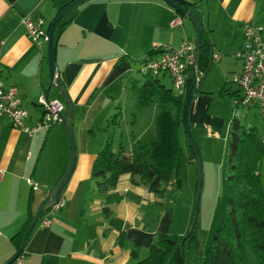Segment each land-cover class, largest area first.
I'll list each match as a JSON object with an SVG mask.
<instances>
[{
	"label": "crops",
	"instance_id": "0c3cea01",
	"mask_svg": "<svg viewBox=\"0 0 264 264\" xmlns=\"http://www.w3.org/2000/svg\"><path fill=\"white\" fill-rule=\"evenodd\" d=\"M70 1L0 0L1 79L4 85L18 88L29 110V125L40 115L37 98L58 99L60 92L55 84L48 88L47 41L33 40L21 19L26 14L40 16L48 29L59 9ZM174 1L192 5L191 11L207 30L211 43V65L191 100L188 121L198 144L208 151L211 143L213 152H220L218 158L203 159L209 174L217 162L220 175L234 103L229 94L219 90L222 86L235 88L232 80L240 70V61L233 52L242 43L244 23H264V0ZM72 11V20L55 45L57 78L72 103L75 143L73 169L61 193L65 205L46 212L49 225L35 226L24 253L11 264H132L136 261L133 249L137 259L146 257L157 233L182 236L193 216L192 200L179 198L181 185L175 189L172 181L159 198L145 185L131 183L130 174L124 173L112 189L121 199L110 201L97 192L90 171L109 131L113 146L121 144L126 152L134 140L154 138V106L136 112L134 123H130L134 110L131 84L139 78L138 69L150 49L163 44L195 46L194 24L164 0H89ZM177 15L181 24L171 25ZM157 77L172 87L167 74ZM246 117L264 137V118L257 109H247ZM91 128L92 135L88 133ZM181 135L183 130L178 133L179 143ZM68 156L64 123L28 136L0 117V264L15 250L10 238L27 218L28 195L32 194L30 208L35 214L63 174ZM27 178L37 187L32 188ZM260 178L264 184V155ZM120 232L125 237L123 245L117 241ZM167 263L175 261L169 257Z\"/></svg>",
	"mask_w": 264,
	"mask_h": 264
},
{
	"label": "trees",
	"instance_id": "16d2710c",
	"mask_svg": "<svg viewBox=\"0 0 264 264\" xmlns=\"http://www.w3.org/2000/svg\"><path fill=\"white\" fill-rule=\"evenodd\" d=\"M185 7L192 10V5ZM262 11L264 14V5ZM71 12L64 15L57 24L54 31L55 43L62 30L71 22ZM160 51L158 47L150 49L144 54L142 62ZM211 59L208 32L201 25L197 70L199 75L208 71ZM193 73L194 68L191 66L186 72V88L192 82ZM57 82L63 85L60 78H57ZM130 89L134 97L133 118L130 123H134L136 112L154 106L155 136L149 141L134 140L130 151L126 152L121 144L113 146L109 131L103 148L92 162L90 177L95 182L97 192L110 201L121 199L112 189L119 176L124 173L130 174L131 183L145 185L159 198L164 197L165 185L170 181L175 189L181 185L174 175L183 154L178 133L182 130L181 116L185 94L178 96L172 87H166L158 77L151 74L140 75L133 80ZM198 91L197 89L196 92ZM219 93H227L232 98L237 96L235 88L229 90L224 86ZM88 133L92 135L94 130L91 128ZM263 139L255 124L247 121L246 110L240 104L234 103L221 164L225 181V209L211 235L210 243L201 250L199 257L198 226L195 225L183 243L182 256L179 249L182 236L159 232L146 257L137 259L136 250L131 251L136 260L132 264H165L169 257L174 259L175 264H185V259L189 264H264V185L260 178L261 159L264 155ZM191 159H194L193 153ZM31 201L30 193L27 200V218L10 238L15 248L35 215L31 212ZM50 209L47 208L44 213ZM124 238L123 232H120L117 238L120 245L124 244ZM23 253L24 251L18 257Z\"/></svg>",
	"mask_w": 264,
	"mask_h": 264
},
{
	"label": "built area",
	"instance_id": "2783aa9c",
	"mask_svg": "<svg viewBox=\"0 0 264 264\" xmlns=\"http://www.w3.org/2000/svg\"><path fill=\"white\" fill-rule=\"evenodd\" d=\"M33 40L47 41L48 29L42 17L31 18L26 14L21 19ZM181 16L177 15L170 20L171 25H180ZM242 43L233 52L236 59L240 61V70L232 80L237 96L233 97V103L240 104L245 110L256 108L261 117L264 118V23L251 20L244 23L242 27ZM161 50L157 56L143 61L138 69L140 75L151 74L157 77L167 74L172 83V88L178 96L186 92L187 69L195 65V46L182 44L178 47L159 45ZM40 115L33 125L27 123L29 110L23 105L18 88L13 85H4L1 79L0 64V117L7 118L13 128L32 136L41 129H48L65 121V103L59 99H50L40 95L35 101ZM264 141V139H263ZM32 188L37 184L27 178ZM65 205V199L60 195L57 202L50 210H56ZM43 228L49 225L46 213H43L37 224Z\"/></svg>",
	"mask_w": 264,
	"mask_h": 264
},
{
	"label": "water",
	"instance_id": "95a60500",
	"mask_svg": "<svg viewBox=\"0 0 264 264\" xmlns=\"http://www.w3.org/2000/svg\"><path fill=\"white\" fill-rule=\"evenodd\" d=\"M89 0H71L67 4H65L56 14V16L53 18V20L50 22L48 26V33H47V52H48V63H49V73H50V81L48 84V88L55 84L59 88V92L62 95L63 101L65 103V128L67 133V138L69 142V156L67 165L65 167V170L61 177L58 179V181L54 184V186L49 190L48 196L45 199L44 203L40 206V208L35 213L32 221L28 225L19 245L15 248L13 253L1 264H11L15 260H17L20 253L23 251L25 244L28 240L29 235L31 234L32 230L35 228L40 216L45 212V210L52 205H54L57 200L59 199L62 190L64 186L66 185L70 175L71 171L73 169L74 161H75V143L72 135V103L71 100L67 94V91L64 87V85L58 84L57 82V67L55 64V39H54V31L59 23V21L62 19L64 15L78 7L79 5L87 2ZM167 4H169L175 11L180 13L183 17L188 18L195 26L196 28V45H195V65H194V73H193V79L189 87L186 89L185 97H184V104L182 107V130L185 135V138L192 150L193 156H194V162L196 166L197 171V180H196V191H195V200H194V214L191 218L190 224L186 232L182 235V238L179 242V249L183 256V243L185 239L192 233V231L195 228V225L198 226V255L200 257L201 255V248H200V231H199V218H200V194L202 189V183H203V166H202V159L200 155V151L198 148V145L192 135V131L189 125L188 121V110L191 103V100L193 96L195 95L198 87L199 82L201 80L202 75L197 73L198 70V59H199V46H200V22L196 18V16L193 14L192 11L187 9L183 5H179L174 0H164ZM185 264H189L188 261L185 259Z\"/></svg>",
	"mask_w": 264,
	"mask_h": 264
},
{
	"label": "rangeland",
	"instance_id": "374dc122",
	"mask_svg": "<svg viewBox=\"0 0 264 264\" xmlns=\"http://www.w3.org/2000/svg\"><path fill=\"white\" fill-rule=\"evenodd\" d=\"M263 22V21H262ZM240 63V62H239ZM56 98L62 100V95L56 96ZM197 143V142H196ZM180 145H182L183 154L180 158L178 166L175 171V177L181 182V192L178 197H189L192 200L194 214V200L196 191L197 171L194 159L192 158L191 148L185 138V135L180 137ZM203 166V183L200 194V218H199V231H200V248L204 250L210 243L211 235L217 228L225 209V181L221 174L219 175V169L217 162L212 165V174H209L207 165L203 164V159L206 157H219V151L213 152L211 143L207 145L209 150L206 151L202 145L197 143ZM208 149V148H207ZM220 149V147H219ZM207 155V156H206ZM264 185V184H263ZM168 264V263H167Z\"/></svg>",
	"mask_w": 264,
	"mask_h": 264
}]
</instances>
